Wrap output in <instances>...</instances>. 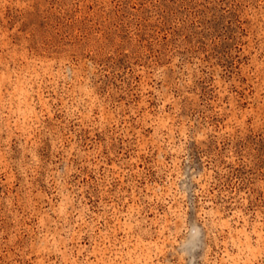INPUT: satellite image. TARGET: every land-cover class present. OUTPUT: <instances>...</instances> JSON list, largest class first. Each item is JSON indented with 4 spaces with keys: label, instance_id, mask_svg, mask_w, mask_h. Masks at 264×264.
Returning a JSON list of instances; mask_svg holds the SVG:
<instances>
[{
    "label": "rangeland",
    "instance_id": "obj_1",
    "mask_svg": "<svg viewBox=\"0 0 264 264\" xmlns=\"http://www.w3.org/2000/svg\"><path fill=\"white\" fill-rule=\"evenodd\" d=\"M0 264H264V0H0Z\"/></svg>",
    "mask_w": 264,
    "mask_h": 264
}]
</instances>
